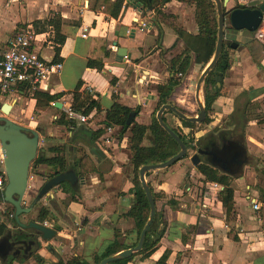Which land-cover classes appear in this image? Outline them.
<instances>
[{"label":"crops","instance_id":"crops-1","mask_svg":"<svg viewBox=\"0 0 264 264\" xmlns=\"http://www.w3.org/2000/svg\"><path fill=\"white\" fill-rule=\"evenodd\" d=\"M94 3L95 0H0V56L18 31L31 26L37 34L34 51L42 58L54 61L56 44L53 28L46 26L45 32H38L34 23H43L55 16L62 19L61 33L66 37L60 53L63 69L49 83L50 93L59 95L54 102L61 108L51 104L37 107L36 99L30 94L32 91H24L23 88L6 96L0 106L5 103L12 105L7 118L16 124L31 130L41 129L35 160L63 155L68 171H74L73 167L85 155L94 163L96 171L78 177L77 186L69 182L78 200L68 201L69 195L58 187L57 191L36 202L41 188L52 179L55 169L41 165L33 174L34 160L23 205L25 208L33 206L35 213L19 217L25 225L37 222L36 205L42 202L54 216L49 223L55 224L58 235L67 238L69 247H73L71 256L89 264H96L95 255H100L115 240L117 231L122 233L121 241L131 243L137 239L135 221L125 216L135 203L131 133L120 135L121 130L116 127V136L108 144L103 140L106 132L98 140L93 139V132L105 126L106 113L114 102L132 109L139 108L137 123L149 126L160 101L158 87L171 77V59L185 49L192 52V66L185 75H181L189 83L195 72L202 69L201 61L205 54L201 52L199 59L196 53L198 28L194 9L190 8L192 15H187L188 4L173 0L164 7V13L176 17L175 25L183 31L180 36L155 16L148 29L134 30L140 20L139 9L143 8L134 1L129 5L124 3L118 18L105 14L102 9L94 10ZM230 5H235L233 0L229 1ZM84 32L87 38L82 36ZM102 39L107 42V52L103 57L104 69L97 71L88 68L87 63L92 48L96 46L95 41ZM119 48L127 50L126 57L119 56ZM252 50H255L253 46L239 44V48L230 53L232 64L228 72L231 76L228 78L227 72L223 79L229 85V93L218 98L212 106V110H216L212 118L217 123L228 119V125L218 135H226L230 142L239 140L243 144L239 139L241 134L247 143V147L243 144L247 162L239 172L232 175L211 165L220 174L232 177L234 209L231 215L227 219L221 198L224 186L215 183L219 186L216 188L214 183L207 182L192 164V155L169 168L150 171L146 180L157 196V212L162 214L157 227L159 231L165 228V233L149 258L135 256L129 264H156L164 255L168 256L166 264H264V178L261 179L258 174L264 172V79L260 72L264 67V58H259V66L253 59ZM165 61L168 62L165 64ZM80 80V92L100 103V110L93 111L95 119L100 118L99 125L80 124L66 117L65 102L73 96ZM180 88L182 86L175 90L171 101ZM250 88L254 98L249 102L260 103L262 109L241 127L233 117L237 116L238 108L235 98ZM88 89L92 94L88 93ZM175 106L181 107L178 103ZM217 123L206 125L197 133L199 143L207 140L203 138L211 135ZM241 128L243 131L239 133ZM155 143L156 140L148 132L141 146L150 150ZM202 163L209 164L201 158ZM241 171L243 174L239 175ZM254 200L261 206L258 211L253 208ZM6 204L0 200V205ZM6 210H3L4 214ZM1 225L7 226L4 221ZM15 227L22 233L32 230L22 229L17 222ZM39 241L44 251L38 253L46 264L57 261L58 255L63 256L69 248L54 241L44 243L40 237ZM6 261L0 257V264H9ZM12 264L18 263L14 261ZM25 264H33L32 259Z\"/></svg>","mask_w":264,"mask_h":264},{"label":"trees","instance_id":"trees-1","mask_svg":"<svg viewBox=\"0 0 264 264\" xmlns=\"http://www.w3.org/2000/svg\"><path fill=\"white\" fill-rule=\"evenodd\" d=\"M126 0H95L93 5L94 10H103L105 14H108L114 18H118L120 12L124 6ZM173 0H158V3H153L154 5V16L157 18L160 23H163L167 26L172 27L178 34H183L182 29H179L175 24L176 17L174 15H168L164 13V7L172 2ZM188 5L194 6V19L198 28V34L196 36L197 46L196 53L198 54V58L200 59L201 52L205 53L202 58V69L200 72L206 68V66L210 63L211 59L214 56L217 39H218V15L216 5L212 0H176ZM137 5L146 8V4L141 2ZM234 8H242L239 5H236ZM254 8V7H253ZM224 13L227 15L228 10H224ZM41 25V29L39 28ZM38 32H45L46 26L52 27L55 32L54 42L55 46V59L53 62L59 63L61 62V47L64 45L66 37L61 33L62 27V19L60 16H55L49 20H46L43 23L36 22L34 23ZM96 46L92 48L87 66L88 68L95 69L97 71H102L104 69L103 57L107 52V42L106 40H96ZM231 45V44H230ZM252 47V44L249 45ZM261 46V45H260ZM202 49V50H201ZM260 52L264 54V48L261 46L260 50H252V56L254 61L261 66V62L259 58L261 57ZM95 53H100L95 55ZM192 52L189 49H185L181 54L175 56L170 61V73L171 77L168 81L162 86L158 87L160 92V101L158 104L159 109L171 101L175 90L179 88L182 84V79L178 76V74L185 75L188 70L192 66L193 58ZM195 58V57H194ZM264 58V57H262ZM193 59V60H192ZM231 68V63L229 62V56L227 55L225 48L223 49V54L216 65V68L208 75L204 82V102L207 111V118L205 123H210V117L208 113L212 111V106L214 102L222 97L221 95V87L218 86L217 78L222 76L225 78L226 73ZM223 85V81L221 83ZM82 87V81L80 80L73 91L74 96V108L77 112H80L85 115H89L94 110H100V103L97 99H94L92 96L83 94L80 92ZM30 94L37 101V107H46L49 106L52 102L56 101L59 98V95H52L50 92L42 91V90H34ZM195 99V98H194ZM196 102V99H195ZM249 104V103H248ZM181 112L185 114V110L182 107H177ZM140 114L139 108H129L127 106H123L119 103L114 102L111 107L108 109L104 125L105 127H118L120 131V135H123L127 132L131 133L130 143L131 147L134 150V155L132 157V164L135 168V187L133 189V193L135 194V203L129 210L125 216L127 218H132L135 221V232L137 234V239L134 242H126L121 241L122 233L120 231L116 232L115 240L110 243L105 250L100 255H95L94 260L96 264H101V262L110 256L116 255L119 252L134 248L138 245L140 234L145 227L149 216H150V205L147 199V196L141 186V182L139 180V170L144 165L149 164H158L163 163L177 155L180 151V147L178 143L160 126L157 118L153 117L152 123L149 126L138 124L136 119ZM176 115L171 111H166L164 113L163 119L164 122L176 133L180 136V138L185 142L188 149L198 150L200 146V141H196L195 139L189 141V134L186 133V130L192 129L196 126L195 123H190L184 121L182 119L181 123H179V127L183 130L179 131L178 129L171 126L169 121L167 120L168 115ZM237 116H233L235 120H238V125L241 127L245 126L246 121L249 119L248 107L244 108L242 113L241 109H236ZM187 115V114H186ZM133 117L130 124L128 121ZM177 118V117H176ZM232 118V117H231ZM104 129H98L93 132V139L98 140L103 134ZM150 132L154 139L156 140L155 147L150 150H145L141 146L142 141L146 138V135ZM56 150V149H54ZM186 156L184 159H186ZM182 159V160H184ZM176 164V163H175ZM174 164V165H175ZM41 165H46L55 169V174L51 178H54L56 175L67 172V161L63 155H59L54 158H45L38 157L33 164V169L35 170ZM197 171L202 174L207 182L210 183H219L224 186V190L221 192L222 202L224 207L226 208L227 219L231 215L234 209V189L231 187V177L225 174H220V171L209 164L202 163L196 167ZM75 174L77 177H83L87 174L94 173L96 171V167L92 160L87 156H83L73 167ZM151 172L147 173L150 174ZM259 177L261 179L264 178V172H258ZM60 187L64 193L69 195V201L78 200L76 192L71 188L69 182H64ZM151 189V188H150ZM153 193V189H151ZM153 197L155 201H157V196L153 193ZM15 209L11 206L10 209L6 210V214L11 221L16 224L14 219ZM162 214L157 212L155 222L149 230L144 247L142 251L136 253L130 258H126L123 260H119L117 262L111 264H129L135 256H141L143 259L149 258L156 247L160 243L161 238L165 233V228L161 231L158 230L157 224L159 223ZM54 216L48 207H41L39 210V214L37 217V222L43 224L44 222H50ZM55 225V224H54ZM57 228V227H56ZM6 229L5 225L0 226V234L2 235L3 231ZM58 229V228H57ZM59 230V229H58ZM129 233H127L128 235ZM167 255H164L156 264H166ZM13 260V259H12ZM10 260L9 264H12L13 261ZM38 264H45V260L37 256ZM50 264H89L87 261L75 258L71 261L65 262L63 259L59 258L57 261L51 262Z\"/></svg>","mask_w":264,"mask_h":264},{"label":"water","instance_id":"water-1","mask_svg":"<svg viewBox=\"0 0 264 264\" xmlns=\"http://www.w3.org/2000/svg\"><path fill=\"white\" fill-rule=\"evenodd\" d=\"M212 1L216 5L218 15V39L214 56L200 75L196 85L195 97L199 106V113L194 117L188 116L181 112L175 105L170 103L163 105L157 112V120L160 126L178 143L180 151L177 155L173 156L166 162L144 165L140 168L139 180L150 205L149 219L140 234L139 242L136 247L123 250L116 255L105 258L101 262V264H111L119 260L130 258L136 253L142 251L147 234L154 224L157 214L155 199L153 197V193L149 187V184L147 183L146 174L153 170L166 169L173 166L175 163L184 159L189 152V149L185 142L164 122V113L166 111H171L178 118L190 123L200 124L205 122L207 118V111L205 105L201 102L202 86L208 75L216 68L217 63L219 62L223 54L226 40L227 23L229 22L230 27L236 31H248L250 33H253L259 28L262 21L264 20V2H262L255 8H232L228 10L229 13L226 15L224 13V10L228 6L230 0ZM141 2H144L146 4L147 12L153 13V3H158V0H134V3L136 5ZM137 6L141 7L140 5ZM230 46L231 49L234 50H237L239 48V44L234 42H232ZM118 54L120 57H126L127 50L124 48H119ZM217 81L218 86L221 87V83L223 81L222 76H219L217 78ZM55 107L61 108V106H58L57 104H55ZM0 111L3 114V116L0 117V142L3 149L5 169L8 177V184L4 190V193H0V200H3L5 203L10 204L15 209V221L22 229H34L38 232V236L43 242L51 241L58 235L56 229L45 227L43 224L38 222H31L28 225H25L19 220V217L21 215L30 213L33 210V206L25 208L23 205V200L28 187L31 163L37 157L40 141L39 133H41V129L31 130L22 127L12 120L8 119L7 117L12 111V105L10 104L5 103L1 105ZM133 117L134 116L130 118L128 124L131 123ZM206 153L207 152L205 150L198 149L196 153L191 157L192 164L195 167L200 165L201 156L205 155ZM245 154L246 151L244 150V155L242 156L243 159H239L240 157L235 159L240 168L243 167V165H245L247 162ZM210 165L216 168L218 167V164L214 162H210ZM229 173L232 175L235 174L232 172ZM78 180L79 179L74 171H67L56 175L49 182H47L44 187L41 188L36 202L48 197L50 195V192L57 191V188L60 187L64 182H70L72 185L77 186ZM49 249H51V247H49Z\"/></svg>","mask_w":264,"mask_h":264},{"label":"built area","instance_id":"built-area-1","mask_svg":"<svg viewBox=\"0 0 264 264\" xmlns=\"http://www.w3.org/2000/svg\"><path fill=\"white\" fill-rule=\"evenodd\" d=\"M132 1L134 0H126L125 5H129ZM233 1L235 6L239 5L242 8H255L259 5L258 1H261V3L264 2V0ZM139 10H141L139 13L140 20L136 22V26H134L133 29L143 31L149 28V24L154 18V12H147L146 8ZM82 36L87 38V33L84 32ZM36 37L37 34L33 27L29 26L21 29L9 40L8 49L0 56V102L9 94L19 91L20 89L22 90V88L24 91H34L38 89L50 92V81L53 77L61 74L63 63L48 61L34 51L33 45L36 42ZM253 41L264 48V20L259 28L253 32ZM179 75L181 76L182 74ZM88 93L92 94V91L88 89ZM65 103L64 111L69 121H77L80 124L86 125L100 124L95 120V113L91 112L89 115H85L76 111L74 108L73 96H70L69 100ZM55 104V102H52L51 106L55 107ZM56 119L57 117L55 120ZM99 129H104L107 134L106 137H103V140L108 144L112 143V139L116 136V127L104 126L99 127ZM7 182L8 177L5 169L3 149L0 142V193L5 190ZM214 186L219 188L218 184L214 183ZM253 208L255 211H258L261 206L254 200ZM43 225L55 229L53 223L44 222Z\"/></svg>","mask_w":264,"mask_h":264},{"label":"rangeland","instance_id":"rangeland-1","mask_svg":"<svg viewBox=\"0 0 264 264\" xmlns=\"http://www.w3.org/2000/svg\"><path fill=\"white\" fill-rule=\"evenodd\" d=\"M228 7L226 8L227 10L231 9V7H235V5L234 6L230 5ZM186 8L188 9V14L187 15H192V11H190L189 9L190 8L194 9V7H190V6L187 5ZM232 42L238 43V44H242V45L243 44H246V45H251L252 44V46L254 48H256V50H260L261 49L260 44H258L257 42L253 41V33H250L248 31H236V30H234L233 28L230 27V24L228 22L227 23V27H226V40H225L224 48H225V51H226L227 55L229 56V62H230V53H232V51H234L233 49H231V46H230V44ZM260 55H261L260 58L264 57L263 52H260ZM166 62H168V61H165V64H166ZM200 71H201V69H200ZM200 71L195 72L194 77L191 80H189V83H187L185 76H183V77L181 76L180 77L182 79L181 86H182L183 89L180 88V90L177 93V95L174 98V100L170 101V103L173 104V105L178 103V104H180V106L182 108L184 107L183 109L185 110V114H187L188 116H191V117H194V116H196L199 113V106H198L197 102H195L194 98H195V95H196V85H197V82H198L197 80L199 79V77L201 75ZM260 72L262 73V79H264V67L262 68V71H260ZM230 76H231V74L228 72L227 73V77L229 78ZM255 78L258 79V77H255ZM141 79L143 80V78H141ZM251 89L252 88H250V90L247 91V92L241 93L239 96H237L235 98L236 99L235 104H237V107L239 109H241L242 113L244 111V108L248 107L249 118H253V117L257 116L258 115V111L260 109H262V106H261L260 103H258V102L257 103H251V102H249L251 100V98H254V94L252 93ZM228 93H229V85L225 84V82L223 81V85L221 84V94H222L221 96L222 97H226L228 95ZM201 102L205 105V102H204V84L202 86V91H201ZM263 104H264V101H263ZM157 109H158V106L155 109V112H154V114L152 116V119H153L154 115L157 118V112H158ZM214 112H216V110H214V108H213V110L208 113V115L210 117V123H207V124L205 122L200 123V124L195 123L196 126L194 128L186 130V133H190L189 134V138H188L189 141H192L194 139L196 141L197 140V133L201 129L206 128V125H209L211 123H217L215 118H212V116H214ZM176 117H174L173 115L169 114L167 116V120L169 121L171 126H173L174 128L178 129L179 131L183 132V130L179 127V125H180L179 123H181V120H180V118H178V117L176 118ZM95 120L98 123L101 122L99 117H97ZM226 122H228V119L224 118L222 122L217 123L212 128V130L210 132L211 135H209L208 137L206 136L203 139H208L210 137H215L216 138L217 135L219 133H221L220 131L222 129L226 128V126L228 125ZM241 131H243L242 128L238 130L239 133ZM239 139L247 147V143H246V141H244V136L240 134V138ZM203 142H205V140L202 141L201 143H203ZM196 151H197V149L193 150V149L189 148V153L187 154V156H188L187 158H190L191 155L193 156L196 153ZM201 158H202V160L204 162L206 161V162H208L210 164V162L205 157H201ZM32 173L33 174L35 173L34 169H32ZM238 174L242 175L243 171H241ZM231 179H232V177H231ZM43 206L44 205H43L42 202H39L36 205V215H35L36 220H37V217H38L37 215L39 214V210ZM0 207H2L1 210H0V225H1L2 221H4L6 223V225H8V226H6V229L3 231L2 235L0 234V239L2 238L3 235H5L6 233H9L10 238H13V237L16 238V239L18 238V240H21V241H23V240H26V241L33 240V242L37 244L36 248L34 249V254L32 255V257H30V258L28 257L26 259L24 257H21V258H18L16 260L15 259H13V260L16 263H18V264H25L26 262H28L29 260L32 259L33 264H38L37 263V256H40L38 252L44 251V248H43V246L41 244V241H38L39 240L38 232H36L34 229L27 231V233H22L19 230L15 231L13 229V226H12L14 223L11 221V218H9L3 212V210H6V208L10 209L11 206L6 204V205H0ZM32 213H35V211L33 210ZM51 241H54L55 244L61 243V244H65L67 247H69V242H68L69 240L67 238H65V237H61L60 235H57ZM44 243H46V242H44ZM55 244H52V246L55 247ZM70 248H71V250H70ZM70 251L71 252L73 251V247H71V246L64 252L63 256H59L58 255V259L61 258L64 261H71V260L75 259L74 256H71ZM12 257L13 256L9 257L6 262L9 263V261L12 260L11 259Z\"/></svg>","mask_w":264,"mask_h":264},{"label":"flooded vegetation","instance_id":"flooded-vegetation-1","mask_svg":"<svg viewBox=\"0 0 264 264\" xmlns=\"http://www.w3.org/2000/svg\"><path fill=\"white\" fill-rule=\"evenodd\" d=\"M198 149L205 150L207 153L201 157H205L209 162L217 163L219 168L232 173H237L241 169L235 160L239 157V159H243L244 155V147L239 140L233 143L226 135H218L216 138H208L200 144ZM15 226L16 224L13 225V229L16 231ZM36 246L37 244L33 240L21 241L18 238H10L9 233H6L0 239V257L6 260L11 256H13L11 259L15 260L21 257L30 258L34 254Z\"/></svg>","mask_w":264,"mask_h":264},{"label":"bare ground","instance_id":"bare-ground-1","mask_svg":"<svg viewBox=\"0 0 264 264\" xmlns=\"http://www.w3.org/2000/svg\"><path fill=\"white\" fill-rule=\"evenodd\" d=\"M197 100V99H196Z\"/></svg>","mask_w":264,"mask_h":264}]
</instances>
